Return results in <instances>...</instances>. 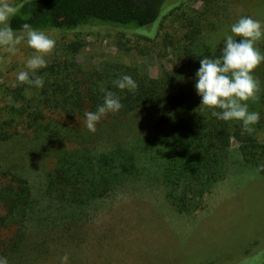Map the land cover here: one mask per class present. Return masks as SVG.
Segmentation results:
<instances>
[{
	"label": "rangeland",
	"instance_id": "1",
	"mask_svg": "<svg viewBox=\"0 0 264 264\" xmlns=\"http://www.w3.org/2000/svg\"><path fill=\"white\" fill-rule=\"evenodd\" d=\"M22 1L8 0L14 6ZM204 3L164 0L158 20L137 29L46 30L56 43L44 58L47 66L57 62L59 72L80 82L112 65L160 78L184 65L183 37L193 27L199 30V54L214 59L241 17L264 24V0H217L208 13ZM15 47L13 54L0 46V121L15 119L11 91L23 83L17 73L35 78L42 70L26 67L35 51L26 40ZM45 117L36 130H25L15 119L20 135L0 143L1 169L24 178L36 199L24 243L6 257L9 264H60L65 254L68 264L264 261V177L242 163L236 143L229 175L211 188L196 212L185 215L164 198L167 146L151 128L149 108L122 117L107 113L95 133L86 128L85 117L66 119L58 112H45ZM257 138L264 141V129ZM63 159L90 179L82 203L74 207L48 197L47 174Z\"/></svg>",
	"mask_w": 264,
	"mask_h": 264
},
{
	"label": "trees",
	"instance_id": "2",
	"mask_svg": "<svg viewBox=\"0 0 264 264\" xmlns=\"http://www.w3.org/2000/svg\"><path fill=\"white\" fill-rule=\"evenodd\" d=\"M204 1V10L213 12L217 0ZM163 4L164 0H24L15 6L17 12L10 18V24L15 30L25 23L41 31H70L95 25L137 29L158 20ZM222 4L224 7L226 3ZM198 32L193 27L184 34V65L160 78L112 65L101 76L80 82L59 72L62 69L54 62L38 75L44 78L42 88L22 83L11 91V112L25 130L40 128L45 112H58L66 119L85 117L86 112H95L103 104L101 86L114 92L123 105L120 111L109 112L114 117L149 108L151 128L162 135L167 146L162 181L164 198L176 213L192 214L202 206L211 188L229 175L233 143L242 163L254 167L264 177V171H258L264 165V141L257 138V133L264 129V62L252 73L260 82L259 100L247 102L249 110L258 112L260 119L251 135H242L241 122L218 120L211 116L213 109L199 107L201 97L195 89V74L199 60L206 57L196 47ZM222 47L218 49V57ZM255 47L264 54V37ZM125 74L138 84L135 92L113 85L114 80ZM15 119L0 121V143L20 135L14 128ZM47 178L48 197L69 207L82 203L90 184L89 177L79 176L67 159L56 163ZM35 204L28 182L15 173L3 171L0 165V257L15 253L24 243Z\"/></svg>",
	"mask_w": 264,
	"mask_h": 264
},
{
	"label": "clouds",
	"instance_id": "3",
	"mask_svg": "<svg viewBox=\"0 0 264 264\" xmlns=\"http://www.w3.org/2000/svg\"><path fill=\"white\" fill-rule=\"evenodd\" d=\"M17 8L8 0H0V46L15 54V47L26 40L27 46L35 50L27 60L26 67L31 70L47 67L44 54H50L55 48V40L44 31L34 29L30 24H23L19 30L11 27L10 18ZM231 35H226L220 56L199 60L200 67L196 72L195 89L201 97L199 107L213 109L211 116L222 121L236 120L241 122V134L251 135L254 125L259 122L260 114L250 111L247 102L259 100L260 82L252 73L264 62L262 54L255 44L264 37V24L251 17H241L230 27ZM17 80L33 87L42 88L44 78L37 76L30 79L27 71H20ZM120 90L135 92L138 84L130 75H122L113 81ZM103 104L95 112L85 113V126L95 133V125L107 113H116L123 107L114 92L101 86ZM219 109V111L215 110ZM264 171V165L258 168ZM67 254L60 258V264H68ZM0 264H9L6 257H0Z\"/></svg>",
	"mask_w": 264,
	"mask_h": 264
}]
</instances>
